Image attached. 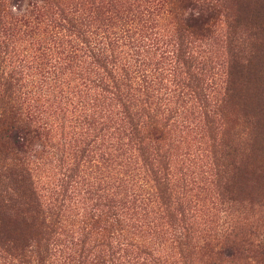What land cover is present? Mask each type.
I'll return each instance as SVG.
<instances>
[{"label":"trees","instance_id":"16d2710c","mask_svg":"<svg viewBox=\"0 0 264 264\" xmlns=\"http://www.w3.org/2000/svg\"><path fill=\"white\" fill-rule=\"evenodd\" d=\"M234 22L226 0H0V264L261 263L264 238L211 228L191 195L193 141L213 145L233 92ZM208 171L203 192L224 190Z\"/></svg>","mask_w":264,"mask_h":264},{"label":"rangeland","instance_id":"374dc122","mask_svg":"<svg viewBox=\"0 0 264 264\" xmlns=\"http://www.w3.org/2000/svg\"><path fill=\"white\" fill-rule=\"evenodd\" d=\"M226 7L241 35L242 55L234 61L232 52L228 57L234 66L233 92L227 98V114L219 134L213 136V145L193 141L198 150H192L195 160L190 171L198 173V189L191 195L204 205V218L213 222L211 228L236 223L239 241L250 242L257 236L264 238V0H226ZM211 59L215 64L223 61L216 50ZM94 159L85 167L95 186L101 188L105 167L111 173V166L100 162L97 156ZM208 168L218 171V184L225 187L219 189L220 193L217 189L203 192ZM223 201L227 205H220ZM251 256L237 255L229 264H255ZM196 259L198 264L209 263L203 252ZM260 260L259 264H264V259Z\"/></svg>","mask_w":264,"mask_h":264}]
</instances>
